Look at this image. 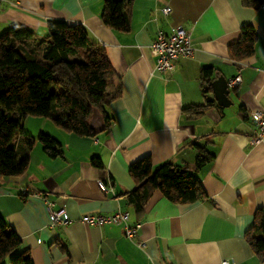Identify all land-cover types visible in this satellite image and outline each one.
Returning a JSON list of instances; mask_svg holds the SVG:
<instances>
[{
  "label": "crops",
  "instance_id": "1",
  "mask_svg": "<svg viewBox=\"0 0 264 264\" xmlns=\"http://www.w3.org/2000/svg\"><path fill=\"white\" fill-rule=\"evenodd\" d=\"M263 3L134 0L130 28L120 32L103 23V0H0V33L21 24L43 37L39 33L46 35L49 21L79 24L113 69L105 85L113 96L105 107L108 128L95 137L67 132L70 115L49 105L51 117L20 118L13 144L1 153L17 162V148H26L28 164L23 174L0 178V215L21 244L3 264H21L27 251L33 264H264L245 239L257 210L264 209V142L250 144V115L264 108ZM248 24L258 35L255 54L235 62L228 46ZM179 25L189 31L194 55L161 73L150 46L160 32ZM206 67L216 71L213 82L238 74L242 81L229 89L228 107L215 101L202 115L189 117L184 109L204 102L199 77ZM40 133L60 144V155L47 156ZM195 144L213 156L199 170ZM147 156L154 168L166 162L186 167L206 198L174 204L154 192L137 216L123 193L134 188L130 165ZM93 157L102 170L91 164ZM105 178L104 191L98 181ZM59 209L70 221L51 226L50 210ZM117 211L129 214L128 226L140 225L133 239L122 224L81 221L86 214Z\"/></svg>",
  "mask_w": 264,
  "mask_h": 264
},
{
  "label": "trees",
  "instance_id": "2",
  "mask_svg": "<svg viewBox=\"0 0 264 264\" xmlns=\"http://www.w3.org/2000/svg\"><path fill=\"white\" fill-rule=\"evenodd\" d=\"M264 1V0H263ZM134 0H103L101 19L115 31L127 32L130 28L131 8ZM245 4L252 0H243ZM258 35L250 24L239 30L238 39L228 46V55L240 62L255 54ZM113 72L105 50L94 44L83 26L61 20L47 23V33L37 37L30 28L15 24L0 34V152L14 142L21 117H51L50 110L64 109L71 119L64 129L77 136L95 137L91 121L98 113L108 128L109 117L105 107L113 96L105 89L106 81ZM216 71L213 67L200 72L203 104L184 109L189 117H198L215 103L212 83ZM38 141L47 156L61 154L60 144L51 136L40 133ZM197 150L196 170L213 158L204 146L194 145ZM21 156L17 162L0 158V178L19 176L28 164L26 148H17ZM97 169H103L98 157L91 159ZM134 182L133 190L123 193L127 204L137 216L154 192L174 204H191L206 198L199 180L186 168L170 162L153 167L149 156L129 167ZM107 184L108 179L103 180ZM245 239L259 261L264 262V209L257 210L253 225ZM21 240L10 230L0 215V264L14 252ZM21 264H33L30 253L24 252Z\"/></svg>",
  "mask_w": 264,
  "mask_h": 264
},
{
  "label": "built area",
  "instance_id": "3",
  "mask_svg": "<svg viewBox=\"0 0 264 264\" xmlns=\"http://www.w3.org/2000/svg\"><path fill=\"white\" fill-rule=\"evenodd\" d=\"M264 9V3L261 5ZM167 15L169 8L162 9ZM152 56L155 58V69L161 73L173 70L175 62L180 58H189L194 55V48L191 43V35L188 30L179 25L173 28L169 34L160 32L150 46ZM241 76L238 74L229 79L228 88H236L241 83ZM251 121L255 127V134L250 138V144H258L264 142V108L254 111L250 115ZM102 190L107 187L103 181H98ZM129 214L127 212L117 211L113 214H86L83 215L81 221L89 226H102L106 224L123 225L125 236L133 239L139 229V224L128 226ZM70 219L64 209L56 211L50 210V224H67ZM140 247L143 245L138 244ZM221 264H235L229 260H222Z\"/></svg>",
  "mask_w": 264,
  "mask_h": 264
},
{
  "label": "water",
  "instance_id": "4",
  "mask_svg": "<svg viewBox=\"0 0 264 264\" xmlns=\"http://www.w3.org/2000/svg\"><path fill=\"white\" fill-rule=\"evenodd\" d=\"M227 84L228 81L224 77H218L212 83L214 99L217 104L222 107H228L231 104V100L229 99L230 90ZM91 124L97 134L101 133L105 129L101 116L96 112L93 115Z\"/></svg>",
  "mask_w": 264,
  "mask_h": 264
},
{
  "label": "rangeland",
  "instance_id": "5",
  "mask_svg": "<svg viewBox=\"0 0 264 264\" xmlns=\"http://www.w3.org/2000/svg\"><path fill=\"white\" fill-rule=\"evenodd\" d=\"M0 34H1V33H0ZM39 36H45V34L42 35V33H39ZM44 105H45V107H48L49 103H46V102H45ZM59 111H62L63 113H65V115H70L69 112L66 111V110H64V109H60ZM65 115H60V114H59L58 117H59L60 120H63ZM70 117H71V115H70ZM41 119H43V118H41ZM44 120H46V118H44ZM44 120H43V121H44ZM49 120L52 121L51 119H49ZM49 120H48V121H49ZM43 121H42V122H43ZM51 125H52V124H51ZM45 130L48 131V130H49V127H47V129H45ZM45 134H47V133H45ZM0 158H3L1 152H0Z\"/></svg>",
  "mask_w": 264,
  "mask_h": 264
}]
</instances>
